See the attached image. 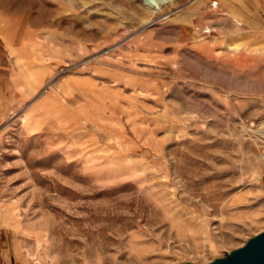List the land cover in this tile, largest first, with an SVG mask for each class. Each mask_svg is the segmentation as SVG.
<instances>
[{
    "label": "rangeland",
    "instance_id": "rangeland-1",
    "mask_svg": "<svg viewBox=\"0 0 264 264\" xmlns=\"http://www.w3.org/2000/svg\"><path fill=\"white\" fill-rule=\"evenodd\" d=\"M263 175L264 0H0L17 264L209 263L264 230Z\"/></svg>",
    "mask_w": 264,
    "mask_h": 264
},
{
    "label": "water",
    "instance_id": "water-1",
    "mask_svg": "<svg viewBox=\"0 0 264 264\" xmlns=\"http://www.w3.org/2000/svg\"><path fill=\"white\" fill-rule=\"evenodd\" d=\"M264 182V175L262 176ZM180 264H264V230L250 237L244 245L226 252L209 263Z\"/></svg>",
    "mask_w": 264,
    "mask_h": 264
},
{
    "label": "crops",
    "instance_id": "crops-1",
    "mask_svg": "<svg viewBox=\"0 0 264 264\" xmlns=\"http://www.w3.org/2000/svg\"><path fill=\"white\" fill-rule=\"evenodd\" d=\"M15 245H4L0 247V264H15L19 262ZM17 264V263H16Z\"/></svg>",
    "mask_w": 264,
    "mask_h": 264
},
{
    "label": "bare ground",
    "instance_id": "bare-ground-1",
    "mask_svg": "<svg viewBox=\"0 0 264 264\" xmlns=\"http://www.w3.org/2000/svg\"><path fill=\"white\" fill-rule=\"evenodd\" d=\"M147 6L151 7L153 10L161 9L164 4H174V0H156L157 5H153L149 0H144Z\"/></svg>",
    "mask_w": 264,
    "mask_h": 264
}]
</instances>
